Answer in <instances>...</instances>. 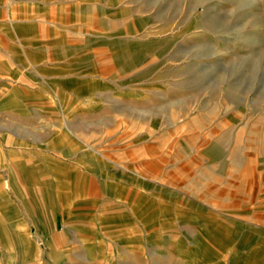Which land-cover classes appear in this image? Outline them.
<instances>
[{
  "label": "rangeland",
  "instance_id": "obj_1",
  "mask_svg": "<svg viewBox=\"0 0 264 264\" xmlns=\"http://www.w3.org/2000/svg\"><path fill=\"white\" fill-rule=\"evenodd\" d=\"M72 1L0 55L75 56L104 116L67 182L11 168L0 264H264V0Z\"/></svg>",
  "mask_w": 264,
  "mask_h": 264
},
{
  "label": "crops",
  "instance_id": "obj_2",
  "mask_svg": "<svg viewBox=\"0 0 264 264\" xmlns=\"http://www.w3.org/2000/svg\"><path fill=\"white\" fill-rule=\"evenodd\" d=\"M74 5L72 0L0 1V35L10 42L14 22L23 30L24 37H17L21 44H27L23 39L29 36L34 46L41 47L43 38L53 40L60 22H67L61 15L72 13ZM82 20L77 19L73 25L83 26ZM25 58L28 65L13 55H0V195L5 189L18 187L11 173L13 167L18 169L21 185L32 183L25 176L27 165L34 173H56L60 182H67L66 175L75 170L65 159L89 157L88 133L77 132L75 127L88 131L104 116L103 97L96 100L92 96L89 70L77 66L75 56L51 53ZM74 75L80 79L77 85H73ZM64 77L71 78L67 86L58 84L57 79ZM87 249L82 246L89 255Z\"/></svg>",
  "mask_w": 264,
  "mask_h": 264
},
{
  "label": "bare ground",
  "instance_id": "obj_3",
  "mask_svg": "<svg viewBox=\"0 0 264 264\" xmlns=\"http://www.w3.org/2000/svg\"><path fill=\"white\" fill-rule=\"evenodd\" d=\"M246 40H247V38H246Z\"/></svg>",
  "mask_w": 264,
  "mask_h": 264
}]
</instances>
